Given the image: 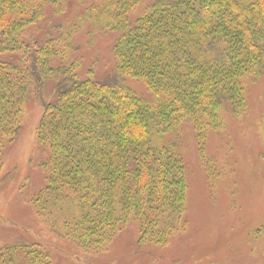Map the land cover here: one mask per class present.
Returning <instances> with one entry per match:
<instances>
[{
    "label": "trees",
    "instance_id": "16d2710c",
    "mask_svg": "<svg viewBox=\"0 0 264 264\" xmlns=\"http://www.w3.org/2000/svg\"><path fill=\"white\" fill-rule=\"evenodd\" d=\"M77 2L0 0V184L35 98L45 186L33 204L50 232L97 254L135 222L139 248L167 246L188 229L176 135L189 123L204 139L225 127L224 109L246 111V82L264 67V0H94L80 18L115 36V68L101 79L94 67L80 73L77 38L65 28ZM1 253L9 264L53 261L26 239Z\"/></svg>",
    "mask_w": 264,
    "mask_h": 264
},
{
    "label": "rangeland",
    "instance_id": "374dc122",
    "mask_svg": "<svg viewBox=\"0 0 264 264\" xmlns=\"http://www.w3.org/2000/svg\"><path fill=\"white\" fill-rule=\"evenodd\" d=\"M92 1L78 0V11L72 10L65 28L75 32L80 73L94 67V77L101 79L115 68V36L80 18L79 12ZM125 84L151 97L143 82L128 79ZM245 86L248 103L242 115L224 109L225 127L208 129L204 139L189 123L176 135L188 179L187 231L167 246L139 248L138 224L130 222L97 254L56 237L38 218L33 197L45 186V178L43 157L35 147L43 110L32 98L1 173L9 178L0 184V264L11 259V253L2 256V248L19 239L53 251L52 264H264V67Z\"/></svg>",
    "mask_w": 264,
    "mask_h": 264
}]
</instances>
